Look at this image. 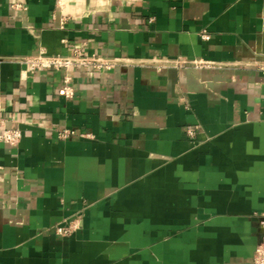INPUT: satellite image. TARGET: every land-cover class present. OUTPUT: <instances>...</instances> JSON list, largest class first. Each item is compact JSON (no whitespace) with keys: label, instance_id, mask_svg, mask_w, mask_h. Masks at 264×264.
Here are the masks:
<instances>
[{"label":"crops","instance_id":"1","mask_svg":"<svg viewBox=\"0 0 264 264\" xmlns=\"http://www.w3.org/2000/svg\"><path fill=\"white\" fill-rule=\"evenodd\" d=\"M263 68L264 0H0V264H253Z\"/></svg>","mask_w":264,"mask_h":264},{"label":"built area","instance_id":"2","mask_svg":"<svg viewBox=\"0 0 264 264\" xmlns=\"http://www.w3.org/2000/svg\"><path fill=\"white\" fill-rule=\"evenodd\" d=\"M24 64L26 71H34L41 69H55L69 71L73 67H93L96 69H110L113 67V63L106 61L99 56L88 55L82 52L80 49H75L72 55H51L45 51H40L36 55L26 56L21 60ZM179 64H181L179 62ZM264 69V68H263ZM71 77L65 76L63 89L68 97H72L74 89L71 83ZM69 131H64L63 136L67 137ZM192 134V131H190ZM23 137V133L19 128H8L5 126V121L0 117V140L11 145L18 144ZM264 224V222H263ZM77 223H70L65 225H59L56 228V232L59 235H70L77 228ZM253 264H264V229L261 234L260 241L257 245Z\"/></svg>","mask_w":264,"mask_h":264}]
</instances>
